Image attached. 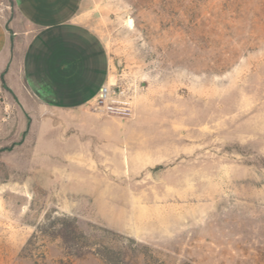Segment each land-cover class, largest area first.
<instances>
[{"label": "rangeland", "instance_id": "rangeland-1", "mask_svg": "<svg viewBox=\"0 0 264 264\" xmlns=\"http://www.w3.org/2000/svg\"><path fill=\"white\" fill-rule=\"evenodd\" d=\"M83 9L132 109L0 120V264H264V0Z\"/></svg>", "mask_w": 264, "mask_h": 264}, {"label": "crops", "instance_id": "crops-1", "mask_svg": "<svg viewBox=\"0 0 264 264\" xmlns=\"http://www.w3.org/2000/svg\"><path fill=\"white\" fill-rule=\"evenodd\" d=\"M83 3L0 0L2 128L10 121L51 125L52 114L77 117L110 81L107 47Z\"/></svg>", "mask_w": 264, "mask_h": 264}, {"label": "built area", "instance_id": "built-area-1", "mask_svg": "<svg viewBox=\"0 0 264 264\" xmlns=\"http://www.w3.org/2000/svg\"><path fill=\"white\" fill-rule=\"evenodd\" d=\"M96 103L107 113L128 114L132 109V100L126 89H116L109 82L101 87Z\"/></svg>", "mask_w": 264, "mask_h": 264}, {"label": "trees", "instance_id": "trees-1", "mask_svg": "<svg viewBox=\"0 0 264 264\" xmlns=\"http://www.w3.org/2000/svg\"><path fill=\"white\" fill-rule=\"evenodd\" d=\"M30 243V242H29Z\"/></svg>", "mask_w": 264, "mask_h": 264}]
</instances>
